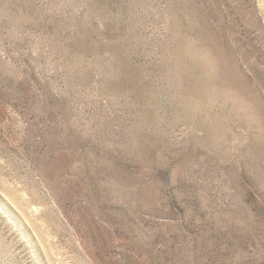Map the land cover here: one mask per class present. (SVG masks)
I'll return each instance as SVG.
<instances>
[{
  "label": "rangeland",
  "instance_id": "rangeland-1",
  "mask_svg": "<svg viewBox=\"0 0 264 264\" xmlns=\"http://www.w3.org/2000/svg\"><path fill=\"white\" fill-rule=\"evenodd\" d=\"M0 264H264V0H0Z\"/></svg>",
  "mask_w": 264,
  "mask_h": 264
}]
</instances>
